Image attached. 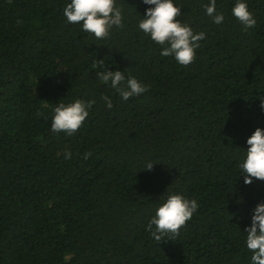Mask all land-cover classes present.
Wrapping results in <instances>:
<instances>
[{
  "label": "trees",
  "instance_id": "trees-1",
  "mask_svg": "<svg viewBox=\"0 0 264 264\" xmlns=\"http://www.w3.org/2000/svg\"><path fill=\"white\" fill-rule=\"evenodd\" d=\"M70 2L0 0V264H252L245 229L264 181L245 185L239 165L264 129V0H245L247 31L236 0H217L221 24L210 0H174L206 34L187 67L139 29L154 5L116 0L124 26L97 39L67 22ZM105 69L149 90L124 100ZM76 99L95 102L82 126L53 132L54 108ZM170 193L199 207L158 242L147 225Z\"/></svg>",
  "mask_w": 264,
  "mask_h": 264
},
{
  "label": "clouds",
  "instance_id": "clouds-1",
  "mask_svg": "<svg viewBox=\"0 0 264 264\" xmlns=\"http://www.w3.org/2000/svg\"><path fill=\"white\" fill-rule=\"evenodd\" d=\"M146 5H154L146 10V14L139 21V29L148 35L152 41L162 47L163 57H174L182 66H189L194 62L196 49L200 47L199 41L205 39V33L194 32L193 28L182 23L177 17L182 14V9L174 4V0H143ZM206 14L216 24H221L225 17L217 12V0H210L204 5ZM63 14L69 24H82V30L93 34L97 39H105L110 35L113 27L122 28L123 9L118 6L116 0H71L64 9ZM232 15L243 25L244 30L253 28L257 21L250 12L245 0H236L232 8ZM94 69L104 68V60L93 63ZM97 78L104 83L110 82V87L119 95L128 100L134 96H140L149 90V86L140 82L129 74L126 78L123 71H110L105 69L96 72ZM107 107H113L111 99L103 97ZM260 107L264 109V98ZM91 103H85L81 99L65 104L59 102L54 108L51 130L55 133L64 132L71 136L82 126L89 115L88 109ZM249 147L239 167L242 170L244 184L251 185L253 178L264 181V129L257 128L247 139ZM65 158L71 159V152L64 153ZM91 152L85 153L88 159ZM153 163L148 162L146 170L153 169ZM198 202L188 199L180 193H170L155 210V215L149 221L147 230L158 242L166 234L178 236L181 228L189 221L198 210ZM155 226V230H153ZM246 246L253 255L252 264H264V202L259 203L254 209L251 226L245 229Z\"/></svg>",
  "mask_w": 264,
  "mask_h": 264
}]
</instances>
